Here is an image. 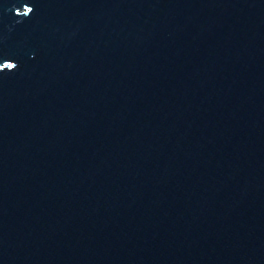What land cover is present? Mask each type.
I'll list each match as a JSON object with an SVG mask.
<instances>
[{
  "label": "water",
  "instance_id": "95a60500",
  "mask_svg": "<svg viewBox=\"0 0 264 264\" xmlns=\"http://www.w3.org/2000/svg\"><path fill=\"white\" fill-rule=\"evenodd\" d=\"M0 264H264V0H0Z\"/></svg>",
  "mask_w": 264,
  "mask_h": 264
}]
</instances>
